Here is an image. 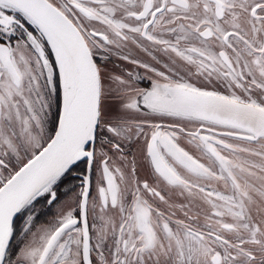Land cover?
I'll return each mask as SVG.
<instances>
[{
    "label": "snow or ice",
    "instance_id": "1",
    "mask_svg": "<svg viewBox=\"0 0 264 264\" xmlns=\"http://www.w3.org/2000/svg\"><path fill=\"white\" fill-rule=\"evenodd\" d=\"M0 264H264V0H0Z\"/></svg>",
    "mask_w": 264,
    "mask_h": 264
}]
</instances>
